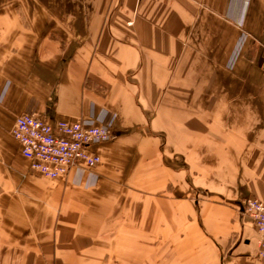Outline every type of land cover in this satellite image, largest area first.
Here are the masks:
<instances>
[{
	"label": "crops",
	"instance_id": "obj_1",
	"mask_svg": "<svg viewBox=\"0 0 264 264\" xmlns=\"http://www.w3.org/2000/svg\"><path fill=\"white\" fill-rule=\"evenodd\" d=\"M261 42L264 0H0V264H264ZM27 111L116 139L39 177L7 138Z\"/></svg>",
	"mask_w": 264,
	"mask_h": 264
},
{
	"label": "built area",
	"instance_id": "obj_2",
	"mask_svg": "<svg viewBox=\"0 0 264 264\" xmlns=\"http://www.w3.org/2000/svg\"><path fill=\"white\" fill-rule=\"evenodd\" d=\"M11 133L31 170L51 180L66 178L72 170L94 173L101 164V157L92 148L116 138L108 124L95 126L63 120L50 123L35 111L19 115ZM242 212L254 224L259 255L264 259V200L247 199Z\"/></svg>",
	"mask_w": 264,
	"mask_h": 264
},
{
	"label": "rangeland",
	"instance_id": "obj_3",
	"mask_svg": "<svg viewBox=\"0 0 264 264\" xmlns=\"http://www.w3.org/2000/svg\"><path fill=\"white\" fill-rule=\"evenodd\" d=\"M263 47H264V42H261L260 43V48H261V50H262V53H263V56H264V49H263ZM105 89V87L103 86V85H100V91H103ZM23 114V113H22ZM39 114V113H38ZM40 115V114H39ZM41 116V115H40ZM7 138L9 139V142L10 143H14V144H17V141L14 139V137H13V135H12V133H11V129L9 130V133L7 134ZM116 139V138H115ZM114 139V140H115ZM191 142H192V138L190 137V143H186L184 146H185V156H184V159L182 158L181 160H180V163H182L183 165H185V167L186 168H188L189 169V176H190V182H191V180H193V175L194 174H199L200 172H201V174H200V176H201V179H200V181H201V183H206V181H209V178H208V173H205V168H207V164H208V162H207V160H205L204 162L202 161V160H199V162L197 161V160H193V154H194V152H192V145H191ZM202 152L203 151H208V149H209V146H207V145H205V146H202ZM202 155L203 156H205V153H202ZM198 156H199V154H198ZM197 156V157H198ZM205 157H208V154L205 156ZM0 163H4L3 161H0ZM195 163L197 164V165H199V164H201L200 165V168H201V171H200V168H199V171H198V169H196L195 167H196V165H195ZM219 163V162H218ZM220 164H224V162H220ZM195 165V166H194ZM2 168V167H1ZM28 168V172H30L31 174H33V175H36V176H39V175H37L36 173H34L32 170H31V168H30V164H29V166L27 167ZM39 177H41V176H39ZM198 180V179H197ZM221 180H223V179H221V178H219V181H221ZM207 184V183H206ZM187 187V186H186ZM234 188V187H233ZM0 189H1V186H0ZM191 194L192 195H194V192H191ZM236 194H237V192L236 191H233L232 192V195L233 196H236ZM201 195V194H200ZM218 195V197H216L217 199H219V200H221V198H224L223 196H221L220 194H217ZM203 197V196H202ZM249 198H254V199H258V200H264V199H259V198H257V197H254V196H250V197H246V198H244V199H242L239 203H240V205L242 204V206H243V203L247 200V199H249ZM1 200V199H0ZM228 202H231L230 200H228ZM235 207V206H234ZM242 210V209H241Z\"/></svg>",
	"mask_w": 264,
	"mask_h": 264
}]
</instances>
